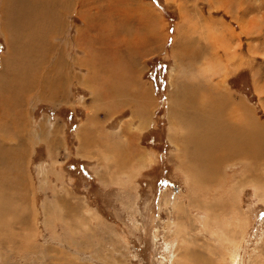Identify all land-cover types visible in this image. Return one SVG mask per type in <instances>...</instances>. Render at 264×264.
<instances>
[{
    "label": "rangeland",
    "instance_id": "1",
    "mask_svg": "<svg viewBox=\"0 0 264 264\" xmlns=\"http://www.w3.org/2000/svg\"><path fill=\"white\" fill-rule=\"evenodd\" d=\"M83 1L28 56L32 83L21 104L0 103L8 114L23 112L30 201H18V216L0 224V264H264V0H93L89 23L91 3ZM2 5L0 71L11 54ZM107 23L113 39L105 52L133 96L123 105L98 102L91 82ZM92 49L96 63L88 65ZM177 82H205L251 110L261 124L255 161L221 163L208 183L192 178L190 151L172 139ZM140 84L139 95L153 97L144 115ZM89 124L93 140L81 147Z\"/></svg>",
    "mask_w": 264,
    "mask_h": 264
},
{
    "label": "bare ground",
    "instance_id": "2",
    "mask_svg": "<svg viewBox=\"0 0 264 264\" xmlns=\"http://www.w3.org/2000/svg\"><path fill=\"white\" fill-rule=\"evenodd\" d=\"M2 2L1 21L9 38L11 54L9 58L4 59L3 69L0 71V103H3L4 106H10L18 102L20 105L28 92V86L32 83V80L26 79L33 71L31 68V64L33 63L29 61L30 58L28 59V56L31 57L30 54H33L31 52L37 50L39 43L45 40V37L46 39L48 38V30L51 32L52 28H57V26H59L60 18L65 12L73 9L74 4L76 8L77 6L80 8L83 7L84 1L2 0ZM92 2L93 0H89L91 6L90 4L88 6L89 10L87 17L89 20H87V23L95 18ZM113 3L116 7L121 6L120 1L113 0ZM110 10L109 13L111 12ZM111 13L113 14V12ZM151 25L152 27L156 26L155 19H153ZM111 26H113V24L108 25V23L102 26V28L104 27L103 31L106 32L107 37L100 39L102 42L98 40L100 44L102 43L100 46L103 50L101 52L102 56L100 57L102 61L101 67L99 70L96 68V72L93 71L95 74L92 73V75L96 76V79L94 76L91 79V82H93L97 90V92H95V96H97L95 97L96 100L108 106L123 105L126 100L132 99L133 97L130 94H126L123 84L118 83V71L120 67L117 66L115 68L111 62L112 56L107 55L108 52H105L108 50L107 48L111 45V40L113 39ZM155 28H157V26ZM83 36L84 35H80L79 37L82 38ZM87 37L85 41L90 43L91 37ZM122 44H124V42ZM127 49L126 47V51ZM184 51L187 52V47L185 50V46ZM95 52L96 51L93 49L91 52L88 51L87 55L92 57L91 60L88 57V61L90 60L88 65L96 63ZM191 56L193 57L192 59H194L198 56V53L192 51ZM122 64L120 63V65ZM112 68L115 74L111 73ZM17 72H20V74L17 75ZM126 73L127 71H125L124 74L121 69L120 77L126 76ZM11 75L12 77L10 78ZM131 75L125 78L129 79L130 84L135 77ZM181 84H183V82L176 83L170 99L172 103V111L170 113L171 120L173 125L179 130L178 133L172 135V139H175L176 142L182 146L180 149L181 152L190 151L189 166L191 171L189 173L195 181L211 182L215 177L214 171L217 170L221 163L224 164L225 162L240 160L243 156H249L252 158L251 161L258 157L257 152L259 150L257 149L261 140V124L256 122L253 116H251V110L247 111L246 109L245 111L242 103L227 92L219 91L211 93L209 89H206L207 86L205 82L204 84H196L192 87H181ZM107 85L109 86L108 88ZM11 86L16 90V94L10 91ZM138 87L137 97H140L141 94L139 95V93L143 88V84H140ZM209 93L211 95L208 97ZM141 99L143 100V104L141 105L139 101L137 110L141 111L142 114L146 112V107L148 108L152 104L151 100H153V97L151 91L146 89L142 90ZM151 107L152 106H150V108ZM6 111L8 112V110ZM7 112L4 111V108H2L0 104V224L6 218L9 220L10 218H16L17 210L15 205L18 201L22 202L21 205L23 208H25L24 205L30 204V201H28V184L26 183L27 179L25 174V158L27 157L28 148L22 140L24 135L22 138L20 137L21 135H19L21 133L20 127L23 122V112L19 109L9 112L13 113V115ZM5 114H7L8 118H12L10 121L4 123L3 117ZM91 126V124L83 126L80 131L79 137H81L82 140L81 147L89 146L90 142L93 140L91 136L92 132H90ZM21 130H23V127ZM9 137L17 138L19 144L13 147L7 146L5 140ZM246 139L248 145L245 144ZM131 150L133 151V149L128 148L125 153L122 155L120 154L121 157H119L118 165H121L126 160ZM123 155L125 159H122ZM27 217L31 219V214Z\"/></svg>",
    "mask_w": 264,
    "mask_h": 264
},
{
    "label": "crops",
    "instance_id": "3",
    "mask_svg": "<svg viewBox=\"0 0 264 264\" xmlns=\"http://www.w3.org/2000/svg\"><path fill=\"white\" fill-rule=\"evenodd\" d=\"M120 79H123V78H120Z\"/></svg>",
    "mask_w": 264,
    "mask_h": 264
}]
</instances>
